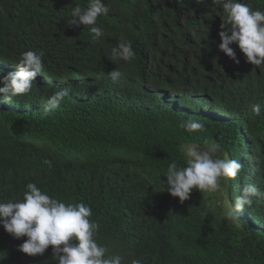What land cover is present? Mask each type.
I'll list each match as a JSON object with an SVG mask.
<instances>
[{
  "label": "trees",
  "instance_id": "1",
  "mask_svg": "<svg viewBox=\"0 0 264 264\" xmlns=\"http://www.w3.org/2000/svg\"><path fill=\"white\" fill-rule=\"evenodd\" d=\"M240 2L264 11V0ZM87 3L0 0V77L18 71L28 50L43 51L45 65L31 92L0 102V202L22 200L28 183L66 204L84 202L98 245L126 264H264V198L233 222L218 196L193 189L181 203L163 183L173 160L185 165L186 145L215 144L216 157L227 150L243 164L225 178L227 207L245 185L264 191V66L246 62L235 43L239 64L219 50L225 14L212 0H105L99 43L92 26L69 25L71 9ZM121 37L132 42L131 62L111 61ZM115 68L123 76L114 82ZM61 89L69 95L45 115L43 103ZM190 118L205 131L179 127ZM26 239L0 224V264H58L52 246L19 251Z\"/></svg>",
  "mask_w": 264,
  "mask_h": 264
},
{
  "label": "clouds",
  "instance_id": "2",
  "mask_svg": "<svg viewBox=\"0 0 264 264\" xmlns=\"http://www.w3.org/2000/svg\"><path fill=\"white\" fill-rule=\"evenodd\" d=\"M222 6L225 18L220 25L219 50L236 64L240 63L235 50L230 47L235 43L245 56L246 62L261 68L264 66V11L251 10L240 0H212ZM110 8L105 0H88L87 7L78 4L71 9L69 25L92 26L93 41L99 43L105 34L103 26H96L98 17L107 15ZM132 42L121 37L118 44L111 49V61L131 62L135 58ZM43 51L28 50L20 55L15 67L16 72H9L0 77V102L12 103L18 96L31 92L33 82L42 74L44 63ZM112 81H118L123 73L115 68L108 73ZM67 89L55 91L43 103L45 115L58 109L66 96ZM251 111L261 115L262 106L252 104ZM179 127L188 133L205 131V124L196 119L182 121ZM218 145H211L208 150L197 146L184 147L186 163L178 166L173 160L167 167L163 182L173 197L183 203L190 199L193 189L200 192H217L221 190L220 179H235L241 172L243 164L227 155L214 158L212 152ZM22 200L0 202V224L14 238L27 237L19 245V251L29 256L43 255L52 246V258L58 264H126L119 253L109 254L108 249L98 245L95 234L99 225L91 221L92 208L84 202L64 203L50 197L35 183H28ZM253 197L264 198V191L254 184L243 186L234 203H229L225 219L239 221V214L246 207H251ZM202 215H206L202 212ZM129 264H141L140 259L132 258Z\"/></svg>",
  "mask_w": 264,
  "mask_h": 264
},
{
  "label": "rangeland",
  "instance_id": "3",
  "mask_svg": "<svg viewBox=\"0 0 264 264\" xmlns=\"http://www.w3.org/2000/svg\"><path fill=\"white\" fill-rule=\"evenodd\" d=\"M185 89H188V88L186 87ZM194 146H197L201 150H208L211 145H208V146H205V147H201V146H198V145H194ZM219 154H220L219 148H216L215 151L212 152V155H213L214 158H216V156H218ZM224 155H228L227 150L225 151V154ZM220 186H221V190H222L221 192H223L222 194H224V195H222V194L220 195V191H217V192H209V194H211L213 196H218V198L215 197V199L217 200V204H219V206H221V208L223 210H225V209L228 208L227 207V204H226L225 197L227 195L226 192L229 190V185H228L227 181H225V178H221L220 179Z\"/></svg>",
  "mask_w": 264,
  "mask_h": 264
}]
</instances>
